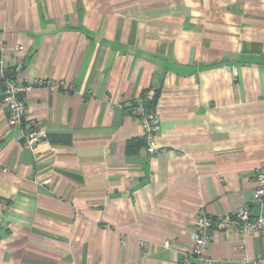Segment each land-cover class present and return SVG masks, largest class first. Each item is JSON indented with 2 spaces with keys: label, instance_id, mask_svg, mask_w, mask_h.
I'll return each mask as SVG.
<instances>
[{
  "label": "crops",
  "instance_id": "1",
  "mask_svg": "<svg viewBox=\"0 0 264 264\" xmlns=\"http://www.w3.org/2000/svg\"><path fill=\"white\" fill-rule=\"evenodd\" d=\"M3 51L0 79L70 87L28 91L22 126L0 106V264H188L198 209L257 214L264 0H0ZM156 91L149 154L131 105ZM207 235L264 264V232Z\"/></svg>",
  "mask_w": 264,
  "mask_h": 264
},
{
  "label": "built area",
  "instance_id": "2",
  "mask_svg": "<svg viewBox=\"0 0 264 264\" xmlns=\"http://www.w3.org/2000/svg\"><path fill=\"white\" fill-rule=\"evenodd\" d=\"M18 50L24 46H17ZM6 53L0 54V71L4 68ZM70 85L65 80H51L37 78L34 82H25L21 79L2 78L0 79V106L7 112V123L9 126H22L26 118V101L24 95L34 88H45L51 92L68 89ZM145 96H140L131 105V113L142 126L146 138V151L149 154H156L160 150L157 138L161 133L160 116L157 110H147ZM25 146L34 148L41 140V134L35 125L23 135ZM2 173L8 169L2 168ZM252 203L258 212L252 215L246 206L240 207L233 214H219L210 216L202 208L198 209L195 215L196 229L191 233L192 246L184 256V262L191 264V258H195L197 264H216V259L210 253V238L207 235L209 228H215L230 234H253L264 232V162H262L256 172L255 186L252 194ZM142 248L147 249L150 243L141 240ZM169 247L170 243L165 242ZM261 259H256L252 264H260Z\"/></svg>",
  "mask_w": 264,
  "mask_h": 264
},
{
  "label": "trees",
  "instance_id": "3",
  "mask_svg": "<svg viewBox=\"0 0 264 264\" xmlns=\"http://www.w3.org/2000/svg\"><path fill=\"white\" fill-rule=\"evenodd\" d=\"M147 95H148V93L145 92L141 96L145 97ZM158 96H159L158 91H156L152 96L148 95V97L146 98V103H145L147 110H155V106L157 103Z\"/></svg>",
  "mask_w": 264,
  "mask_h": 264
},
{
  "label": "water",
  "instance_id": "4",
  "mask_svg": "<svg viewBox=\"0 0 264 264\" xmlns=\"http://www.w3.org/2000/svg\"><path fill=\"white\" fill-rule=\"evenodd\" d=\"M4 73H5V74L7 73V76H8V72H7V70H4Z\"/></svg>",
  "mask_w": 264,
  "mask_h": 264
}]
</instances>
